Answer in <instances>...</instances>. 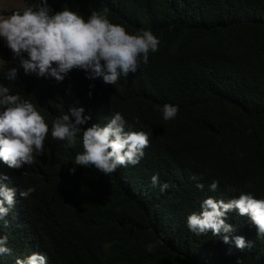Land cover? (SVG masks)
<instances>
[{
  "label": "trees",
  "instance_id": "16d2710c",
  "mask_svg": "<svg viewBox=\"0 0 264 264\" xmlns=\"http://www.w3.org/2000/svg\"><path fill=\"white\" fill-rule=\"evenodd\" d=\"M48 1L53 11L69 8L85 19L107 8L109 20L129 33L151 30L159 50L115 85L83 70L37 91L9 81L7 63L0 84L34 103L51 125L85 100L98 102L105 113H121L126 128L150 132V145L134 169L105 176L75 165L80 140L74 148L50 144L36 163L14 172L35 191L30 210L7 224L10 253L45 255L47 264H264V236L248 217L230 234L252 243L244 249L212 233L195 238L186 223L210 196L264 198V0ZM164 104L179 106L175 119H163ZM85 113L102 126L112 116ZM155 173L170 185L163 193L151 184Z\"/></svg>",
  "mask_w": 264,
  "mask_h": 264
},
{
  "label": "clouds",
  "instance_id": "9594fccd",
  "mask_svg": "<svg viewBox=\"0 0 264 264\" xmlns=\"http://www.w3.org/2000/svg\"><path fill=\"white\" fill-rule=\"evenodd\" d=\"M49 4L55 7L48 0H40L36 5L24 3L22 9L10 15L0 14V37L7 45L0 46V65L11 66L6 74L9 81L20 79L39 91L44 81L59 83L73 72L84 70L89 73L88 79L102 77L106 84L115 85L121 76L135 73L141 64L147 65L149 54L159 50L160 41L151 30L129 33L123 25L109 20L107 8L93 11L85 19L69 8L53 11ZM105 109L101 111L98 102L85 100L51 125L34 103L20 94H11L8 86L0 84V254L8 253L7 264H47L45 255L10 253L8 247L7 224L16 223L30 210L35 191L15 179L14 172L19 168L36 163L35 156L43 155L50 144L74 148L78 140L83 150L76 155L75 165L94 167L105 176L134 169L132 166L144 156L151 133L126 128L121 113L112 115V111L105 113ZM160 110L168 121L178 115L179 106L164 104ZM85 112L97 119L112 116L102 126ZM88 121L91 126L82 127ZM70 172L74 173L75 167ZM150 180L153 187L159 185L162 193L170 187L160 183L159 173ZM197 187L203 190L204 185L198 183ZM218 188L219 181L213 180L209 190L215 192ZM200 208L186 221L187 232L195 238H210L212 233L225 244L234 242L239 249L251 247L252 243L243 236H230L241 227L242 217H248L258 237L264 236V198L257 199L251 192H241L239 198L224 193L210 196L201 202ZM154 247L149 244L147 249L151 252Z\"/></svg>",
  "mask_w": 264,
  "mask_h": 264
},
{
  "label": "rangeland",
  "instance_id": "374dc122",
  "mask_svg": "<svg viewBox=\"0 0 264 264\" xmlns=\"http://www.w3.org/2000/svg\"><path fill=\"white\" fill-rule=\"evenodd\" d=\"M24 6L23 0H0V14L10 15L9 13L15 10L22 9ZM0 46H7L6 42L0 37ZM2 56L0 50V58ZM1 64V61H0Z\"/></svg>",
  "mask_w": 264,
  "mask_h": 264
}]
</instances>
